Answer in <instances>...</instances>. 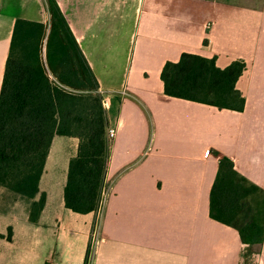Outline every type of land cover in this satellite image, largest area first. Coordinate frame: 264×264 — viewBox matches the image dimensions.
Returning <instances> with one entry per match:
<instances>
[{"label":"crops","instance_id":"0c3cea01","mask_svg":"<svg viewBox=\"0 0 264 264\" xmlns=\"http://www.w3.org/2000/svg\"><path fill=\"white\" fill-rule=\"evenodd\" d=\"M55 1L110 104L106 121L116 134L103 180L110 189L101 211L67 209L78 139L54 136L37 222L23 200L0 205V264H86L96 228L89 264H264V238L245 244L236 228L210 217L223 161L264 192V0ZM34 2L16 8L0 0V88L15 20H49L43 0ZM183 53L214 59L219 69L242 61L235 87L243 109L166 96L162 68ZM7 197L0 188V204Z\"/></svg>","mask_w":264,"mask_h":264},{"label":"trees","instance_id":"16d2710c","mask_svg":"<svg viewBox=\"0 0 264 264\" xmlns=\"http://www.w3.org/2000/svg\"><path fill=\"white\" fill-rule=\"evenodd\" d=\"M43 2L48 22H14L0 88V188L28 203L31 223L44 206L38 184L54 136L78 139L64 188L65 207L78 214L99 208L109 152L98 83L56 1ZM244 69L242 61L219 69L214 59L183 53L165 63L160 79L168 97L241 111L235 84ZM243 199L250 214L242 223ZM210 217L236 228L243 243L261 244L264 192L223 161L210 192Z\"/></svg>","mask_w":264,"mask_h":264},{"label":"rangeland","instance_id":"374dc122","mask_svg":"<svg viewBox=\"0 0 264 264\" xmlns=\"http://www.w3.org/2000/svg\"><path fill=\"white\" fill-rule=\"evenodd\" d=\"M19 2L22 3L23 5L32 6V7L35 5L34 0H3L2 5H3V6H14V7L18 8V6H19ZM44 9H45V8H44ZM45 12H46V11H45ZM122 93H124V90H121L120 92L116 93L115 95H118V96H119V95L122 94ZM98 94H99V96L101 97L102 108H103L104 116H105V118H106L107 111H109V109H110V104H109L108 107L106 108L105 105H104L105 101H104V99H103L102 96H101L102 93H99V92H98ZM111 95H113V92H112ZM106 120H107V119H106ZM108 128H109V127H108V123H107L106 131H107ZM108 142H109V144H110V141H109V140H108ZM109 182H111V181H109ZM109 182H107V183H105V184L103 185V187H104V190H103L104 197H105V196L108 194V192H109V189H110V187H109L110 183H109ZM11 200H12V199H11L10 197H7L5 201H4L3 199H1L2 203H1L0 205L7 206V205L11 202ZM103 205H104V200H103L102 208H103ZM250 205H251V204H250ZM246 206H247V205L245 204V208H246ZM252 207H253V206H249V210L252 209ZM247 209H248V208H246V210H245V217H243V218L240 220V222H242V223L244 222L245 218L248 217V215L250 214V212H247ZM101 210H102V209H101ZM89 245H90V244H89ZM92 257H93V254L88 252L87 262L91 261V260H92ZM88 259H89V261H88Z\"/></svg>","mask_w":264,"mask_h":264},{"label":"built area","instance_id":"2783aa9c","mask_svg":"<svg viewBox=\"0 0 264 264\" xmlns=\"http://www.w3.org/2000/svg\"><path fill=\"white\" fill-rule=\"evenodd\" d=\"M122 94H124V93H122ZM104 105H105L106 108L108 107L107 101H105ZM115 134H116L115 133V129H113V128H108L107 131H106V136H107V139L109 141L112 140L115 137ZM106 196L104 197V193L102 192L101 202H100V205H99V208H98L99 211H101V209H102L103 200L105 202ZM98 239H99L98 228H96V229H94V231L91 234V241H90V245H89V253L93 254V252L95 250V247H96V245L98 243ZM88 261H89V259H88ZM90 262L91 261L87 262L86 264H89Z\"/></svg>","mask_w":264,"mask_h":264}]
</instances>
